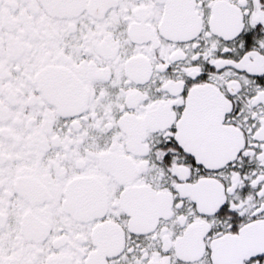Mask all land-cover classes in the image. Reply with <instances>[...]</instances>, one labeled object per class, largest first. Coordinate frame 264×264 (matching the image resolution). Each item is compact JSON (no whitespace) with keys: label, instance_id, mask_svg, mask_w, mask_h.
I'll list each match as a JSON object with an SVG mask.
<instances>
[{"label":"snow or ice","instance_id":"snow-or-ice-1","mask_svg":"<svg viewBox=\"0 0 264 264\" xmlns=\"http://www.w3.org/2000/svg\"><path fill=\"white\" fill-rule=\"evenodd\" d=\"M0 264H264V0H0Z\"/></svg>","mask_w":264,"mask_h":264}]
</instances>
